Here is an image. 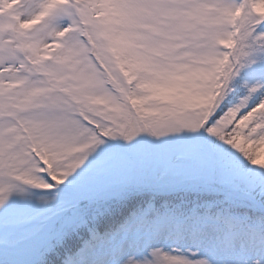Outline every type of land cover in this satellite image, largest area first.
Segmentation results:
<instances>
[{
    "label": "snow or ice",
    "instance_id": "snow-or-ice-1",
    "mask_svg": "<svg viewBox=\"0 0 264 264\" xmlns=\"http://www.w3.org/2000/svg\"><path fill=\"white\" fill-rule=\"evenodd\" d=\"M0 264H264V0H0Z\"/></svg>",
    "mask_w": 264,
    "mask_h": 264
}]
</instances>
